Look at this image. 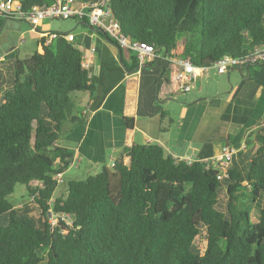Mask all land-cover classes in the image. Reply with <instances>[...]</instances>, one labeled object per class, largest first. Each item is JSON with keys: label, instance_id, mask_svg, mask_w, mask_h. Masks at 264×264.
I'll list each match as a JSON object with an SVG mask.
<instances>
[{"label": "trees", "instance_id": "obj_1", "mask_svg": "<svg viewBox=\"0 0 264 264\" xmlns=\"http://www.w3.org/2000/svg\"><path fill=\"white\" fill-rule=\"evenodd\" d=\"M16 1L25 10L50 2ZM108 5L125 37L154 45L163 56L184 41L180 58L201 71L222 56L264 47V0ZM44 41L34 53L15 57L7 85L0 65V264H264V134L248 164L239 153L222 181L204 162L187 164L157 144H133L111 168L69 181L53 198L72 159L57 143L65 127L85 123L73 115L69 95L92 96L96 79L82 67L74 44ZM16 185L25 187L31 202L12 203ZM243 188L252 206L257 202V222L242 202ZM49 213L57 218L54 226Z\"/></svg>", "mask_w": 264, "mask_h": 264}, {"label": "crops", "instance_id": "obj_2", "mask_svg": "<svg viewBox=\"0 0 264 264\" xmlns=\"http://www.w3.org/2000/svg\"><path fill=\"white\" fill-rule=\"evenodd\" d=\"M2 21L0 65L4 68V62L9 63L3 69L7 74L21 41L29 37L36 50L40 39L55 33L73 36L71 43L82 53V67L96 79L92 96L87 92L72 95L71 103L81 105L73 115L85 123L65 127L57 143L72 154L69 168L93 175L102 167L111 168L123 149L148 143L163 147L174 159L193 162L209 161L233 147L238 151L236 162L242 153L246 165L257 137L264 134L263 65H240L214 79L208 77L210 68H196L190 91L183 92L174 82L175 64L161 60L134 68V52L101 37L85 22L74 20L62 26L41 22L32 28L24 22ZM183 48L180 41L173 50L177 58ZM123 161L129 164L125 156ZM256 210L251 211L252 222L258 221Z\"/></svg>", "mask_w": 264, "mask_h": 264}, {"label": "built area", "instance_id": "obj_3", "mask_svg": "<svg viewBox=\"0 0 264 264\" xmlns=\"http://www.w3.org/2000/svg\"><path fill=\"white\" fill-rule=\"evenodd\" d=\"M0 20L24 22L32 28L39 26L44 20H77L85 22L94 30L107 35L108 38L115 41L119 48L134 52L138 66L154 62L155 60H166L171 64H175L174 82L183 92L190 91L197 75L196 67L188 59L177 58L173 51L163 56L157 54L154 45L134 42L125 37L121 32L118 22L113 18L108 0H50L48 4L34 5L28 10L23 9L22 5L16 0H0ZM106 21H108L107 25L105 24ZM44 38L45 45H49L57 38H63L68 42L73 40V36L71 35L65 36L55 33H49ZM259 63H264V47L256 48L238 58L222 56L214 62L212 67L216 69L218 74H225L229 69L240 65L250 66ZM237 152V149L227 147L220 156L204 163L207 165V168L216 170L217 180L222 181L227 178L230 163L237 155ZM183 161L187 164L193 163L189 159ZM58 177L59 183H61V176L59 175ZM56 223H51V226L56 225Z\"/></svg>", "mask_w": 264, "mask_h": 264}, {"label": "rangeland", "instance_id": "obj_4", "mask_svg": "<svg viewBox=\"0 0 264 264\" xmlns=\"http://www.w3.org/2000/svg\"><path fill=\"white\" fill-rule=\"evenodd\" d=\"M74 20H68V21H58V20H55V21H50V20H44L43 23L44 25L46 26L47 24L48 25H58V26H62V25H65V24H70V23H73ZM29 26V25H28ZM30 27V26H29ZM24 38V37H23ZM29 37H26L25 38V43L24 41H21L20 42V45L18 43V47H19V51L18 52H14V55H13V58H15L16 56L19 58V59H22L24 58L26 55L28 54H32L34 53V49H35V44H30V40L28 39ZM25 44V45H24ZM5 66L4 68L7 69V67L9 66V63L7 61L4 62ZM11 72V71H10ZM247 72V71H245ZM5 73V76H6V80H8L10 77H11V74H7V72H4ZM208 77L210 79H214L216 74H218L216 72V69L213 67V68H210L208 70ZM76 92L74 93H70V100L74 102V98L72 97V95H75ZM72 105L75 107L74 110L76 111H79L81 105H78L77 103H72ZM74 113V111H73ZM92 172H86L84 169H72V168H68L63 174H61V182L62 183H59L56 191H55V197L57 196H60L62 193H65L66 192V188H67V183L69 181H82L84 180L88 175H91ZM36 183H34L35 185ZM243 193H244V199L242 200V202H245L247 203V208L251 207L253 209L256 210V207H257V202L255 205L252 206V199L251 197L249 196L248 192L246 189L243 188ZM11 201L12 203L16 206V207H20V205H23V204H26V203H29V201L31 202V198H28L27 197V194H26V190H25V187L22 186V185H16L15 189H14V193L11 197ZM264 203L259 201V204L262 205ZM252 209V210H253ZM257 211V210H256ZM255 214V211L254 213ZM257 215V214H255ZM255 215L253 217V219H255ZM50 217V222L51 223H56L57 221V218L55 216H52V215H49ZM57 224V223H56ZM41 264H45V263H41Z\"/></svg>", "mask_w": 264, "mask_h": 264}, {"label": "water", "instance_id": "obj_5", "mask_svg": "<svg viewBox=\"0 0 264 264\" xmlns=\"http://www.w3.org/2000/svg\"><path fill=\"white\" fill-rule=\"evenodd\" d=\"M105 24L107 25V24H108V21H106V22H105ZM49 215H51V214L49 213ZM67 220H69V221H70V219H67Z\"/></svg>", "mask_w": 264, "mask_h": 264}, {"label": "clouds", "instance_id": "obj_6", "mask_svg": "<svg viewBox=\"0 0 264 264\" xmlns=\"http://www.w3.org/2000/svg\"><path fill=\"white\" fill-rule=\"evenodd\" d=\"M50 217V216H49ZM66 218V217H65Z\"/></svg>", "mask_w": 264, "mask_h": 264}]
</instances>
